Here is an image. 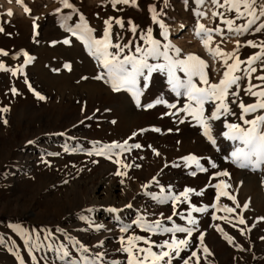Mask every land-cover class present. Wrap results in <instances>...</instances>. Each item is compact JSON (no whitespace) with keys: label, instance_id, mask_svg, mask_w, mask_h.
<instances>
[{"label":"rangeland","instance_id":"374dc122","mask_svg":"<svg viewBox=\"0 0 264 264\" xmlns=\"http://www.w3.org/2000/svg\"><path fill=\"white\" fill-rule=\"evenodd\" d=\"M69 2L77 9L76 12L61 7L59 0H21L19 4L16 0H0V27L4 29L0 32V49L8 53L7 56H0V62L9 69H20L23 66V71L15 76L10 71L0 70V108H9L8 112L0 113L8 121L6 125L0 121V264H65L68 259L78 261L80 249L71 240L65 239V235L88 246L90 252L85 255L91 256L99 251L106 253L103 256L104 264L112 260L126 264L127 254L118 249L120 236L127 234L120 233L119 228L130 225L138 214L150 221L160 219L168 227L173 222L186 226V221L181 220L179 215L174 216L172 222L166 219L172 214L171 203L159 204L145 194L150 192L160 195L161 186L166 191L171 187L173 193H179L185 187L193 188L195 192L188 194L189 201L196 206H209L206 212L193 213L197 226L192 237H189L190 248L181 252L182 257L190 256L191 251L195 250L199 264H264V219H261L264 218V205L254 198V193L259 188L261 190L258 193H264V184L261 183L264 167L251 171L259 176L257 179L253 178L256 182H253L249 192L240 189L248 179L245 175L248 169L232 163L230 153L233 147L230 143L236 142L222 136V132L226 131L223 127L224 118L213 122V135L217 141L213 147L201 134L199 125L190 117H184L185 123H178L177 118L182 114L178 113L176 117L162 115L175 109L170 110L164 104H156L147 110L137 108L128 92L122 90L114 93L103 80L94 79L103 71L101 65L81 41L61 27L63 16L72 17L64 21L66 26L71 27L78 23L80 14H83L89 27L94 30L93 36L99 38L103 34V21L109 17L119 18L123 27L117 25L115 19L110 21L113 43L131 42L126 49L130 52H134L137 45H143L140 37L151 28L153 38L159 40L161 45L170 43L178 47L181 58L187 54H195L203 59L209 65L207 71L211 81L217 82L222 74L223 60L231 63L238 57L241 61H246L249 56L261 51L264 29L257 32L256 28L264 23V17L260 16L264 0H254L253 7L258 19L241 34H237L235 30L229 31V26L223 21L232 20V27L235 29L247 23L248 15L237 18L235 11L216 7L212 0H204L201 6H197L196 0H167L166 6L165 0H136L134 5L130 2L127 5L118 4L115 8L111 0ZM217 2L224 4V0ZM150 5L155 6L156 12L160 14L158 19L166 26L167 38L161 36L159 24L152 22ZM24 6L30 9V13L24 12ZM57 7L61 8L59 13L55 12ZM8 11L13 15L9 17L6 14ZM197 12L203 15H197ZM213 12L223 13V18L214 17ZM33 17L38 25L36 35H33ZM129 21L132 23L129 24ZM198 24L206 29L219 28V34L215 31L211 33L212 40L208 47H219L224 53L236 49L233 55H211L201 43V38L196 35ZM133 26L136 28L135 32L131 31ZM117 35L121 38L119 41L116 40ZM65 38L71 41L69 45L62 43ZM249 40L256 47L248 46L246 42ZM52 41L57 43L52 44ZM25 52L34 58L28 64L24 63ZM65 64L69 67L65 68ZM244 66L241 64L242 68ZM255 66L257 72L250 78H243L239 82V89H232L238 95L236 103H230V108L236 115L227 116L229 122L242 123L238 119L240 101L245 104L255 101L254 97L244 93L249 80L252 84L264 85V82L255 78L261 74L260 61ZM213 68L216 69L215 72L212 71ZM180 75L183 76L182 73ZM194 79L198 81V77ZM26 80L28 83H25ZM29 84L45 99L38 100L29 90ZM139 87L143 90L140 97L142 104L161 98L175 103L177 107L183 106L184 98H177L170 90L166 73H152L147 88H144L141 78ZM12 88L17 89V94H12ZM130 99L135 106L132 110L135 114L128 116L124 106ZM228 99L231 101L233 98ZM205 108L210 114L211 106L206 105ZM256 114H264V110L248 114L246 118L251 119ZM153 127L160 128L161 131H151ZM140 129L149 130L141 134ZM168 129L172 131L169 132ZM132 132L138 134L129 140V144L139 143L142 147L132 148L130 152L121 154L122 164L131 165L123 177L114 175L117 169V165L113 163L115 157L110 160L104 156L87 154L98 146L95 142H123L131 137ZM29 140L34 143L28 144ZM65 147L75 151L66 152ZM152 149H156L160 155H154ZM189 154L199 157V162L206 171H197L192 163L185 167L181 157ZM42 160L48 163H43ZM212 163L216 165L215 168L211 166ZM137 164L140 165L139 168L135 167ZM193 171L196 172L195 176L190 175ZM216 171H227L229 175L214 177L213 173ZM235 171L241 173L242 177L238 180L234 179ZM153 176L157 177V182L150 183L147 189L142 188L141 185L149 183ZM101 179L114 183L116 196L124 197L127 204H132L127 209L130 210L128 215L119 222L110 219L121 211H107L108 208H117V203L106 207L107 215L103 216L98 206L91 202L90 186L98 184ZM220 180L230 185L226 191L236 198L235 204L227 197L216 199L214 185ZM213 203L217 205L215 209L211 207ZM245 203L248 205L246 208L243 207ZM225 206L232 207L234 211H224ZM187 207V204H179L177 212L186 215ZM213 212L217 216L215 220L212 219ZM160 213H163V217ZM90 215L93 217H89ZM81 216L86 219L81 220ZM240 218L244 219V224L239 223ZM100 222L105 225L99 231L89 227V223L96 225ZM215 225H219L233 237L232 244L223 238ZM58 228L60 231H57ZM43 229L53 234L49 240L44 239L46 233ZM20 230H23V234ZM199 232H204L203 245L211 255L205 254L202 247L198 246ZM130 233L144 236L156 243L170 239L172 235L146 233L134 225L130 228ZM25 235L28 237L27 241ZM175 235L183 238L185 234ZM38 237L41 246L36 248L32 246V241ZM100 242L102 247L98 246ZM49 243L52 244L51 248L46 247ZM137 243L146 247L143 242ZM61 244L68 248L69 257L57 256L56 248ZM237 244L240 248L235 247ZM173 264H181L180 259L174 257ZM192 264H195V259Z\"/></svg>","mask_w":264,"mask_h":264},{"label":"snow or ice","instance_id":"6c2138e0","mask_svg":"<svg viewBox=\"0 0 264 264\" xmlns=\"http://www.w3.org/2000/svg\"><path fill=\"white\" fill-rule=\"evenodd\" d=\"M19 4L21 0H16ZM135 4L136 0H111L113 8L118 4ZM61 7L66 9H71L73 12H76L77 9L69 2V0H59ZM197 6H201L204 3V0H196ZM212 3L216 7H224L227 11H235L237 18L247 14L249 19L242 27H237L233 29L232 20H224L223 22L229 26V31L235 30L237 34H241L243 31L248 29L250 24L256 23L258 19L255 15L256 9L253 7L254 0H224V4L220 5L217 0H212ZM167 5V0H165V6ZM243 8V11L241 10ZM24 12L30 13V9L27 6H24ZM61 11L60 7L55 9V12L59 13ZM149 12L151 15V20L153 23L159 24L161 29V36H166V26L165 24L158 19L159 13L156 12L155 6H149ZM9 17L13 15L11 11L6 13ZM197 15H203V13H196ZM212 15L221 16L223 18V13L213 12ZM260 16L264 17V7L260 9ZM72 17L70 15L63 16L61 27L65 28V31L70 35L74 36L78 41H81L85 48L88 50L89 54L93 56L98 63L101 65L103 71L101 74L94 77L96 80H103V82L108 85L112 92L126 91L128 92L132 99L135 102L137 108H143L145 110L153 108L156 104H164L168 109L175 111H169L163 113L162 115H171L176 117L178 113L182 114L179 116L178 123H185L186 120L184 117H190L192 121H195L201 129V134L211 143L213 147L216 146L217 141L213 135V122L221 120L224 118L223 127L226 131L222 132V136L226 140H231L236 142L232 152L230 153L232 163L237 167H250L252 170L260 169L264 167V114H256L251 119H247L246 116L251 113H257L258 110H264V85L252 84L249 80L248 86L244 89L245 95H249L255 98L253 103L245 104L243 101H240L238 107L240 109L239 121L242 123H233L227 120V116L236 114L232 112L230 108V103H236V97L238 93L232 89L235 87L239 89L241 87L240 81L245 77H252L253 73L257 72V67L255 66L257 61H260L261 74L255 78L259 81L264 82V45H261V51L258 53L249 56L246 61H241L238 57L234 59L231 63H227L226 59L222 61V74L220 75L217 82H212L211 77L207 69L209 65L201 58L195 54H187L183 58L180 57L181 50L178 47H174L170 43H165L161 45V42L157 39H154L152 36V29L149 28L145 35H142L140 39L144 42L143 45H137L134 52L126 51L129 47V43H113L111 28L112 25L110 21L115 19V23L123 27L122 20L119 18L109 17L103 21L104 28L103 34L99 38L93 36V29L89 27L86 22L83 14H80L78 23L75 26H66L64 21L70 20ZM10 22V21H9ZM132 22L129 21V24ZM36 18L33 17L32 20V29L33 35H36ZM183 27V25H181ZM264 29V23H261L256 31L259 32ZM3 27H0V32H3ZM131 31L135 32L136 28L133 26ZM215 31L218 34L220 29H206L203 25H197L196 35L201 38V43L207 51L213 56L221 57H231L233 52L224 53L222 50L217 47L215 49H210L208 47L209 42L212 40L211 33ZM121 38L117 35L116 40L119 41ZM57 43V41H52V44ZM62 43L64 45H69L71 41L68 38H65ZM248 46L256 47L253 41L249 40L246 42ZM237 48L239 47V41L236 42ZM109 49H114L110 51ZM172 53V54H170ZM8 53L3 49H0V56H7ZM24 63L28 64L33 57L29 56L28 53H23ZM155 61V62H152ZM215 62V61H214ZM241 64L245 65L243 68ZM65 68H68L69 65L65 64ZM0 70L5 72H11L15 76L18 72L23 71V66L20 69H9L6 68L3 62H0ZM160 71L166 73L167 83L170 87V90L175 94L177 98L183 97L184 102L182 107H177L175 103H169L166 100L157 98L155 101L147 104H142L140 97L143 94V90L139 87L140 79L143 78L144 88L148 86V79L152 73ZM213 72L216 71L215 68L212 69ZM183 74V76L180 75ZM198 77V81L194 78ZM85 79V77H82ZM25 83H28L27 80ZM29 90L33 92L35 97L38 100H44L45 97L39 92H36L32 89L29 84ZM11 92L13 95L17 94V89L12 88ZM229 97L233 99L229 101ZM211 106V112L208 114L206 112L205 106ZM84 109L82 108L81 111ZM9 108L7 106L0 108V113L8 112ZM0 121L5 125L8 123L6 119L0 116ZM115 123V121H112ZM149 129H140L139 132L142 134ZM151 131L160 132V128L153 127ZM169 132L172 129H168ZM179 131V129H177ZM137 132H132L131 137L125 139L123 142L112 141L107 144H100V142H95L96 147L93 151H89L88 155H99L104 156L106 159L112 160L113 163L117 165V169L114 175L118 177H123L127 174V169L131 165L123 163L121 160V154L123 152H130L132 148L140 149L142 147L139 143L129 144V140L132 137L137 136ZM34 141L29 140L28 144H32ZM179 143V141H177ZM151 147V145H149ZM66 152L75 151V149H69L65 147ZM118 150V151H117ZM154 155L159 156L160 153L156 149H152ZM48 155H58V153H48ZM143 157H141L142 159ZM185 162V167L189 163L195 164L197 171L203 172L206 169L200 164V158L189 154L187 156L181 157ZM43 163H48L43 161ZM96 163V161H92ZM211 163V161H209ZM122 166V167H121ZM175 166V165H174ZM213 168L216 167L214 163L211 164ZM135 167L139 168L140 165L137 164ZM167 167V165H165ZM123 168V170H122ZM190 175L195 176L196 172L193 171ZM229 173L227 171H216L213 173L214 177H226ZM123 184V179L120 181ZM157 182V177L153 176L152 180L149 183L142 184L141 187L147 189L150 183ZM264 184V181L261 182ZM216 199L220 197H227L228 200L236 203V198L230 195L226 189L230 187L228 183L224 180H220L216 185ZM203 190H201L202 192ZM195 190L190 187H185L183 191L179 193H173L171 187L164 189L163 186L160 187V195L154 193L146 192V195H150L153 200L159 204L171 203L172 214L167 216L166 219L169 222L173 221V217L179 215L181 220L186 221V226H181L176 223H171V226H165L160 219L156 220H147L145 216L138 214L136 219L131 222L130 225H122L119 228L120 233L127 234L121 235L120 248L118 251H122L127 254L126 264H173V258H179L181 264H192L193 259H195V264H199V257L197 251H191V255L187 257H182L181 252L187 251L190 248L189 237H192L193 232L197 226V220L194 218L193 213H203L207 211L208 205L196 206L189 201L188 194L193 193ZM200 195L201 193H196ZM179 204H187V214L183 212H177V207ZM247 203L243 207H247ZM125 207L131 208L132 204H126ZM212 208H216V203L211 205ZM237 207H240L237 204ZM107 211L116 213L120 209L117 208H108ZM224 211L232 213L234 209L232 207L225 206ZM163 217V213H160ZM81 220H85L86 217L81 216ZM212 219H217L215 212L212 213ZM220 219H226L225 217H220ZM264 219V218H261ZM240 224H244L245 221L243 218L239 220ZM140 228L146 233H170L171 238L165 239L160 243H156L144 236L136 235L130 233V228L132 226ZM90 228H94L99 231L103 228V225H93L89 223ZM216 230L221 232L223 238L229 243H233V237L225 233L219 225H215ZM23 234V230H20ZM46 233L44 239L49 240L52 237V233L47 229H43ZM57 231H60L58 228ZM183 233L185 234L183 238H178L175 234ZM241 234H243V229H241ZM204 232H199L198 239L200 241L199 247H202L203 252L207 255L212 253L209 249L203 245ZM65 239L72 241L73 245H78L81 255L79 260L68 259L65 260V264H104L103 256L101 252L97 251L91 256L85 255L90 252V248L85 246L82 242L65 235ZM25 240H28L27 235H25ZM39 237L36 240L32 241L33 247H40L38 242ZM143 242L146 247H141L139 243ZM102 247V242L99 243ZM46 247L51 248L52 244L49 243ZM235 247L240 248V245L237 244ZM158 249V250H154ZM57 256L60 258L69 257L68 248L61 244L56 248ZM108 264H119L118 261L112 260Z\"/></svg>","mask_w":264,"mask_h":264},{"label":"bare ground","instance_id":"6f19581e","mask_svg":"<svg viewBox=\"0 0 264 264\" xmlns=\"http://www.w3.org/2000/svg\"><path fill=\"white\" fill-rule=\"evenodd\" d=\"M98 87L102 88V86H98ZM88 93H90V92H88ZM80 95L82 96V94H80ZM84 96H85V94H84ZM124 109L127 111L128 116H130L131 114H135V112L132 111L133 109H135V106H134V104H133V102H132L131 99L126 103V105L124 106ZM235 144L236 143H230V146L234 148ZM220 152H222V150H220ZM220 152H219V155H220ZM247 169H248V171H246L245 175L247 176L248 179L245 180L244 184L240 188L244 192H247V191L249 192L250 191V188L252 187L253 182H256V181H254V179H257L256 177L259 176V175H256L254 172H251L252 169L250 167H247ZM230 172H231V170H230ZM235 173H236L235 174L236 175V178H234V179L238 180L240 178V176H241V173H240V171L239 172H236L235 171ZM263 181H264V178H263ZM257 186H259V185H257ZM103 187H105V189H103ZM114 187H115L114 186V183H112V182H110V181H108L106 179H101L98 182V184L91 185L90 186V193H91V196H92L91 197V202L93 204H95V205L98 206V209L103 214V216L104 215L105 216L107 215V213H106V207H110V206L112 207V206L116 205L115 203H117V205H116L117 206V209H120L121 213H119L118 215H112L110 220L113 221V222H119V221H121V220L124 219L123 218L124 216L126 217L128 215V213L130 212V210H127L128 208L125 207V205L128 203L127 200H126V198H124V197H122V198L117 197L116 194H115V188ZM262 187H264V186H262ZM257 189H258V187H257ZM260 190H261V188H259L258 191H260ZM258 191H256L254 193V198L256 199V201H258V203L264 205V193L261 194L260 192L258 193ZM94 192L97 193V194L94 195L93 194ZM95 213H97V212L95 211ZM89 217H93V216L90 215ZM99 224L100 225H103V226L105 225L103 222H100Z\"/></svg>","mask_w":264,"mask_h":264},{"label":"crops","instance_id":"0c3cea01","mask_svg":"<svg viewBox=\"0 0 264 264\" xmlns=\"http://www.w3.org/2000/svg\"><path fill=\"white\" fill-rule=\"evenodd\" d=\"M261 256V255H260ZM262 256H264V255H262ZM261 258H263V257H261Z\"/></svg>","mask_w":264,"mask_h":264}]
</instances>
